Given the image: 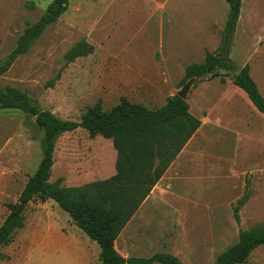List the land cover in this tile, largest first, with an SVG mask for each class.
Here are the masks:
<instances>
[{
	"label": "rangeland",
	"instance_id": "obj_1",
	"mask_svg": "<svg viewBox=\"0 0 264 264\" xmlns=\"http://www.w3.org/2000/svg\"><path fill=\"white\" fill-rule=\"evenodd\" d=\"M51 1L0 0L1 56ZM228 9L225 0H68L56 22L0 75L1 87L19 88L42 110L69 120L97 101L103 111L122 96L154 109L184 93L200 125L119 231L114 244L121 255L165 252L182 264H213L240 229L264 226L263 115L233 84L247 63L264 96V0H241L229 54L233 72L220 70L223 81L205 74L180 83L188 64L217 51ZM80 40L92 52L67 62L65 53ZM109 142L80 128L62 133L49 181L64 186L66 144L74 152L71 168L83 180L108 179L101 177L111 169ZM42 146L34 116L0 108V224L36 169ZM116 159L117 152L112 176ZM240 199L237 224L233 210ZM22 217V227L0 246V264H100L98 244L53 200L35 196ZM240 264H264V245Z\"/></svg>",
	"mask_w": 264,
	"mask_h": 264
},
{
	"label": "trees",
	"instance_id": "obj_2",
	"mask_svg": "<svg viewBox=\"0 0 264 264\" xmlns=\"http://www.w3.org/2000/svg\"><path fill=\"white\" fill-rule=\"evenodd\" d=\"M228 15L220 44L215 53L206 54L203 62L190 63L180 81L207 74L221 77L220 70L229 74L235 70L229 54L240 15L241 0H225ZM68 0H52L39 19L27 25L18 36L15 47L5 56L0 55V75L7 71L18 55L28 51L44 29L56 22L67 8ZM85 40L75 43L66 53L67 62L92 52ZM233 84L240 88L253 106L263 115L264 96L244 64L236 73ZM0 108H15L34 116L36 127L43 132L42 156L27 179L15 203L8 205V213L0 224V246L5 245L14 229L22 227V213L27 204L38 196L53 200L72 222L99 246L100 264H182L175 256L157 252L149 257H125L114 246V241L139 204L163 175L169 164L200 125L179 95L167 98L158 108H147L122 96L118 104L103 111L97 101L78 120L62 119L49 110H42L21 89L0 86ZM77 128L89 136L101 135L112 141L117 152L116 174L111 178L89 182L82 186H59L60 179L49 181L53 165L55 139L64 132ZM238 200L233 216L240 222ZM264 245V226L240 229L237 241L223 250L213 264H240L250 253Z\"/></svg>",
	"mask_w": 264,
	"mask_h": 264
},
{
	"label": "crops",
	"instance_id": "obj_3",
	"mask_svg": "<svg viewBox=\"0 0 264 264\" xmlns=\"http://www.w3.org/2000/svg\"><path fill=\"white\" fill-rule=\"evenodd\" d=\"M78 129V128H77ZM81 129V128H80ZM76 130V129H75ZM70 132V131H68ZM66 133V132H64ZM192 137V136H191ZM190 137V138H191ZM104 138V137H103ZM189 138V139H190ZM106 140L110 141L109 145H111V157H110V162H111V169H110V173H108L107 175L105 176H102L101 178H109L110 176H112L114 173H115V166H114V163H115V158H116V150L113 148V145H112V141L111 139L109 138H106ZM189 141V140H188ZM187 141V142H188ZM186 142V143H187ZM185 146V145H184ZM183 149V148H182ZM181 149V150H182ZM180 150V151H181ZM179 151V152H180ZM73 151L70 150L69 146H65V150H64V160H63V169H62V173H61V177L63 178V181H64V186H82L84 184H87L89 182H91L92 180H83L81 175L78 174V172H76V169L73 170V168H71V165H72V162H70L71 160V157H72V153ZM74 153V152H73ZM115 153V154H114ZM178 155V154H177ZM176 155V156H177ZM175 159V158H174ZM173 159V160H174ZM172 160V162H173ZM171 162V163H172ZM170 163V164H171ZM169 164V165H170ZM169 167V166H168ZM167 167V168H168ZM167 170V169H166ZM165 170V171H166ZM164 174V173H163ZM115 246V244H114ZM117 250V249H116ZM124 256V255H123ZM125 257H128V256H125Z\"/></svg>",
	"mask_w": 264,
	"mask_h": 264
},
{
	"label": "water",
	"instance_id": "obj_4",
	"mask_svg": "<svg viewBox=\"0 0 264 264\" xmlns=\"http://www.w3.org/2000/svg\"><path fill=\"white\" fill-rule=\"evenodd\" d=\"M179 96H180L181 98H183L184 93H183V92H180V93H179Z\"/></svg>",
	"mask_w": 264,
	"mask_h": 264
}]
</instances>
